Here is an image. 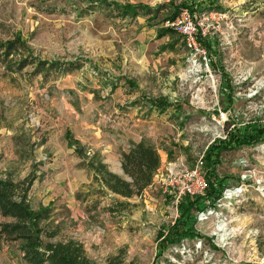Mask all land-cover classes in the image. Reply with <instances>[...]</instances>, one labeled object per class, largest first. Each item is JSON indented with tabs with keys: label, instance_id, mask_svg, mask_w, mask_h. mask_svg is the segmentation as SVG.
<instances>
[{
	"label": "rangeland",
	"instance_id": "rangeland-1",
	"mask_svg": "<svg viewBox=\"0 0 264 264\" xmlns=\"http://www.w3.org/2000/svg\"><path fill=\"white\" fill-rule=\"evenodd\" d=\"M108 1L159 11L122 18L93 0H0V178L34 177L33 208L51 206L61 237L80 240L97 264L117 254L126 264H264V139L220 153L217 195L208 187L176 207L166 180L169 163L192 165L229 131L264 127V0H219L212 11L182 6L192 0ZM170 2L207 32L208 66L191 63L178 33L159 36ZM43 61L78 67L36 73ZM140 139L155 143L162 164L130 199L99 191L72 145L101 152L128 178L122 152ZM117 199L130 205L109 211ZM22 255L0 235V264H27Z\"/></svg>",
	"mask_w": 264,
	"mask_h": 264
},
{
	"label": "trees",
	"instance_id": "trees-1",
	"mask_svg": "<svg viewBox=\"0 0 264 264\" xmlns=\"http://www.w3.org/2000/svg\"><path fill=\"white\" fill-rule=\"evenodd\" d=\"M93 1H98L97 4L100 8H112L111 14L122 18H135L140 14L155 15L159 11V7L153 9L141 4H118L108 0ZM218 1L198 0L201 3L199 8L197 7L198 2L192 0L191 5L183 2L182 6H189L191 11H195V9L201 11V8L202 11H212ZM169 5L172 11L168 18H173L179 13L181 6H173L172 2ZM168 33L175 32L163 26L159 36ZM200 39L205 43V38L202 35H200ZM18 43V40H14L6 44L5 55L7 57L11 55L13 50L18 49ZM30 60L28 56L21 58L15 69L22 70L30 63ZM37 65L36 73L44 72L46 74L56 70L63 73L70 72L78 67L75 62L58 61H43ZM152 104L160 112L166 111L170 106L160 98L153 99ZM177 106L182 107L181 104ZM263 139L264 127L253 134L242 136L239 133L229 131L226 139L218 140L219 143L208 148L205 161L208 166L209 194L217 195V187L223 186L224 178H221L216 172L220 153L226 148H232L233 145L257 143ZM72 145L75 147V152L83 158L84 165L93 174L94 182L98 185L99 191L105 195L112 194L125 199L142 196L143 192L153 184L155 175L162 164L158 148L148 139L132 142L130 149L122 152L121 166L128 178L112 171L101 152L95 151L89 155L78 142H73ZM34 179V177L29 176L22 181L15 182L10 178H0V214L5 218H10L9 221L0 223V235L7 241L20 242L22 257L27 264H97L89 257L80 240L61 237L62 226L60 223H56L54 210L51 206L33 208L28 195ZM117 205L127 208L130 203L117 199L113 205L108 207V210L115 211ZM179 233L182 234V232ZM173 237H169L171 239L169 244L173 245L180 241V236ZM107 264H126L124 255L110 256Z\"/></svg>",
	"mask_w": 264,
	"mask_h": 264
},
{
	"label": "built area",
	"instance_id": "built-area-1",
	"mask_svg": "<svg viewBox=\"0 0 264 264\" xmlns=\"http://www.w3.org/2000/svg\"><path fill=\"white\" fill-rule=\"evenodd\" d=\"M195 17L188 7H184L175 17L166 18L163 26L182 36L185 47L191 55L189 59L192 64H198L200 67L208 66L210 60L208 49L200 39V35L205 38L207 32L198 26ZM205 168L204 154L198 155L192 165H188L182 159L169 163L166 168V180L176 207L183 202L185 196L202 194L209 187L204 173Z\"/></svg>",
	"mask_w": 264,
	"mask_h": 264
},
{
	"label": "crops",
	"instance_id": "crops-1",
	"mask_svg": "<svg viewBox=\"0 0 264 264\" xmlns=\"http://www.w3.org/2000/svg\"><path fill=\"white\" fill-rule=\"evenodd\" d=\"M152 107H155V106H152ZM141 140H142V139H140V140H138V141H135V142H139V141H141ZM151 142H152V141H151ZM152 143H154V142H152ZM154 144H155V143H154ZM116 173L119 174V172H116ZM154 181H155V180H154ZM153 184H154V183H153ZM153 184H152V185H153ZM152 185H151V186H152Z\"/></svg>",
	"mask_w": 264,
	"mask_h": 264
}]
</instances>
